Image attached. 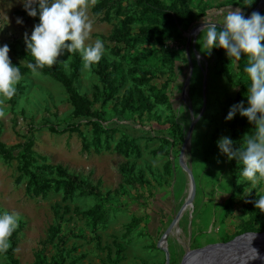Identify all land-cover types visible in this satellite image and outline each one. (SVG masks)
Listing matches in <instances>:
<instances>
[{"label":"rangeland","instance_id":"obj_1","mask_svg":"<svg viewBox=\"0 0 264 264\" xmlns=\"http://www.w3.org/2000/svg\"><path fill=\"white\" fill-rule=\"evenodd\" d=\"M159 1L168 5L172 0ZM183 1L190 16L182 18L174 13L176 34L162 47L172 66L160 67L158 61L151 60L140 67L155 74L151 83L159 89L158 92L143 89L151 102H161L149 113L144 112L139 118L133 113L119 115L120 104L115 102H120L123 92L130 88L128 76L117 99L100 107L99 97L95 95V87H100L94 68L91 72L84 70L81 59L76 90L92 103L91 110L99 113L98 125L112 133L110 147L125 137L135 142L138 155L131 149L126 151L127 156L112 148H102L99 152H93L91 147L86 150L75 133H62L68 127L78 126L89 143V123L95 119H71L63 88L48 77L33 74L25 77L18 84L24 87V93L12 108L5 100L0 143L12 149L14 157L20 155L24 143L30 142L33 154L29 161L33 165L64 168L92 186L98 183L99 191L98 197H85L78 192L27 195L24 185L15 183L19 176L17 160L5 164L0 159V214L15 212L21 217L13 249L17 264L32 263L33 252L46 238L55 217L67 222L68 229L79 235L67 240L64 246L75 248L69 256L76 259L75 264H165V261L179 264L185 248L193 251L223 243L222 238L229 241L241 232L240 226L249 219L248 215H240L241 206L249 198L259 199L264 195V182L254 188L247 182H238L243 166L236 162L237 168L233 169L228 158L219 152L218 139L233 135L230 127L235 117L228 122L225 117L234 105L237 87L216 74L213 55L203 48L206 33L199 29L190 35V29L200 25L204 18L222 22L229 7L240 8L246 18L254 11L264 15V0ZM249 5L253 9L246 13ZM22 8L19 0H0V46L7 44L11 62L19 65L32 58L23 35L27 32L30 37L33 26L39 23L17 24V18H21L17 12ZM91 8L93 30L87 43L102 40L104 58L117 61L109 56L107 49L113 44L106 40L115 20L100 22L101 15L93 17ZM199 13L203 16L197 17ZM134 27L131 33L137 31ZM149 46L146 43L135 51L142 52ZM117 47L122 49L121 45ZM66 60L67 67L59 63ZM69 60L67 52L58 58L57 64L65 75L69 72ZM119 62L125 70L126 59ZM163 100L169 101L171 108ZM173 124L177 132L172 129ZM233 137L236 141L244 135ZM130 174L135 176L132 186L125 184ZM100 201L106 215L92 232L85 213ZM226 207L229 210L224 215ZM132 217L138 221L135 230L130 231L127 224ZM251 223L257 226L256 221ZM55 243L47 248V260L56 253ZM5 263L7 259L0 256V264Z\"/></svg>","mask_w":264,"mask_h":264},{"label":"trees","instance_id":"obj_2","mask_svg":"<svg viewBox=\"0 0 264 264\" xmlns=\"http://www.w3.org/2000/svg\"><path fill=\"white\" fill-rule=\"evenodd\" d=\"M124 2L126 4L122 6ZM252 9L253 5L247 7L245 12L249 13ZM91 13L95 18L101 15V17L98 18L100 22L108 23L115 20V24L106 40L113 44L111 48L107 49L109 56L116 58L117 61H108L103 57L97 65L93 66L94 74L97 77L100 87L99 89L95 87V95L99 97L100 107H104L106 103L117 99V94L123 87L125 79H127L128 76L130 79V88L123 92L120 102H118V100L115 102L120 104L119 115L126 116L127 114L133 113L139 118L144 112L149 113L155 105L161 102H151L150 98L144 95L143 89L148 88L149 91L152 92H158L157 90L159 89L154 87L151 83L155 74L150 70L141 69L140 67L149 63L151 60L158 61L160 67L165 64L172 66V63L168 62L165 57L162 47L166 40L171 39L176 34L173 19L174 13L182 18L190 16V12L186 9L184 1L172 0L166 5L163 1L159 0H98L97 4L91 8ZM17 15H19L25 23L39 22L38 16L29 17L23 8L17 12ZM202 16L203 13H199L197 17ZM134 26L137 27V31L131 33V29L135 28ZM221 27L222 26L218 25V28ZM146 43L150 44L151 47L144 48L142 52L135 51L136 48ZM118 45H121L122 49L118 48ZM155 46L159 48L156 49ZM129 52H133L132 55L128 54ZM211 53L214 58L213 66L216 74L237 87V91L234 95V104L243 101L246 107V93L247 88L250 86V81L247 78V74L244 72L247 58L242 57L238 62L231 58L229 60L226 52L219 48H213ZM69 56V72L67 75L63 73L62 66L59 64H56L52 68L45 67L41 70L40 75L48 77L61 85L71 109V119L94 118L95 121L89 123L91 125V139L88 141L89 143L85 141L82 133L77 128L78 126L68 127V129L62 131V133H75L86 150L91 147L93 152H99L102 148L105 150L112 148L113 151L127 156L125 155L126 151L131 149L138 155L135 142L125 137H122L117 144L110 147L112 133L110 130L102 129L98 125L96 120L100 118L99 113L91 110L92 103L85 95L79 94L75 88V83L80 76L82 66L81 56L79 53H71ZM124 59L128 62L125 70L122 69L119 62ZM28 62L34 61H32V58H28L24 65L12 63L13 66L20 67V72L24 78L32 75L30 69L26 66ZM164 88L165 87L162 89ZM23 93L24 87H22V85H17L16 95L11 100H6L11 108L15 100L19 99ZM162 103H165V105L171 108L169 101L163 100ZM172 129L177 132V127L174 124L172 125ZM50 130L53 131L52 129ZM230 130L233 134L232 137H230L233 141V147L239 149L243 146L245 135H251L253 133L254 125L250 124L246 118L241 117L239 113H237L231 124ZM235 135H244V137L243 139H236V141H234L235 138L233 136ZM11 150L12 149L5 148V146L0 143V159L5 164L12 159L17 160L19 176L15 179V183L24 185L25 194L31 196H44L49 192H62L64 195H72L78 192L85 197L99 196V191L97 190L98 183L92 186L80 176L69 173L66 169L58 166L33 165L29 161L30 156L33 154L30 142H26L21 146L20 155L17 157L11 154ZM236 162L238 161L235 159L229 160L233 169L237 168ZM53 175L55 177H53ZM134 182L135 176L133 177L130 174L126 177L125 184L132 186ZM232 196L233 193L229 197L228 202L231 201ZM255 201L256 199L249 198L241 206L239 211L240 215H248L249 219L240 226L241 232H239L238 235L245 232H260L263 229L264 213H261L255 208ZM100 204H102L101 201L95 204L91 211L85 213V217L91 222L92 232L94 231L95 225H97L99 221H102L106 215ZM228 210V207H226L224 215ZM137 221V218L132 217L131 221L127 224V229L130 231L135 230ZM253 221L257 222L256 227L252 226L251 222ZM46 233V238L39 243V248L33 252L31 264H63V262L66 261H68L67 264H75L76 259H71L69 257L70 254L75 251V248L66 249L64 246L67 240L76 239L79 235L75 233L73 229H68L67 222H64L60 217H55L54 224L47 229ZM15 234L14 232L10 238L12 247L6 253H0V256H4L7 259V263L5 264H17L16 260L13 259V249L16 243ZM53 241H56L53 245L56 253L47 260V248ZM221 241L224 243L228 240L222 238Z\"/></svg>","mask_w":264,"mask_h":264},{"label":"clouds","instance_id":"obj_3","mask_svg":"<svg viewBox=\"0 0 264 264\" xmlns=\"http://www.w3.org/2000/svg\"><path fill=\"white\" fill-rule=\"evenodd\" d=\"M29 17H39V23L33 26L31 36L25 32L23 39L26 50L32 57L27 68L33 75H40L45 67L52 68L65 52L79 53L83 69L91 72L105 56L104 42L91 38L93 21L89 10L98 0H19ZM251 5V4H250ZM249 5V6H250ZM22 24V18H17ZM222 26L221 28H218ZM201 32H205L203 48L210 55L213 48L226 52L227 57L240 61L247 58L244 72L250 81L247 88V106L243 101L232 105L225 117L231 121L237 113L254 125L251 135H245L243 146L233 147L230 137L222 136L217 141L220 154L228 160L235 159L241 164L238 182L256 187L264 182V15L252 12L245 17L240 8L225 10L222 22L204 18ZM7 44L0 46V118H5V100H11L17 93V85L24 79L20 67L13 66ZM64 63L67 67V60ZM250 192V191H249ZM254 206L264 213V195L256 199ZM19 213L0 214V253H6L11 247V236L19 227ZM255 253V250H252Z\"/></svg>","mask_w":264,"mask_h":264},{"label":"water","instance_id":"obj_4","mask_svg":"<svg viewBox=\"0 0 264 264\" xmlns=\"http://www.w3.org/2000/svg\"><path fill=\"white\" fill-rule=\"evenodd\" d=\"M200 28L201 24L191 28L190 35ZM179 264H264V228L260 232H245L227 242L210 244L193 251L185 248Z\"/></svg>","mask_w":264,"mask_h":264},{"label":"bare ground","instance_id":"obj_5","mask_svg":"<svg viewBox=\"0 0 264 264\" xmlns=\"http://www.w3.org/2000/svg\"><path fill=\"white\" fill-rule=\"evenodd\" d=\"M189 195V194H188Z\"/></svg>","mask_w":264,"mask_h":264}]
</instances>
